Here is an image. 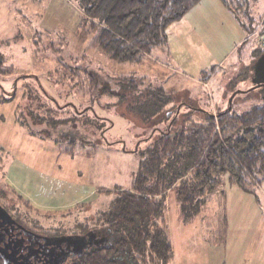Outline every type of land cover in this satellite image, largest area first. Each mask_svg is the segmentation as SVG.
I'll use <instances>...</instances> for the list:
<instances>
[{
  "label": "rangeland",
  "instance_id": "374dc122",
  "mask_svg": "<svg viewBox=\"0 0 264 264\" xmlns=\"http://www.w3.org/2000/svg\"><path fill=\"white\" fill-rule=\"evenodd\" d=\"M239 1L243 4L241 14L246 15L251 12L256 17L264 15V0ZM236 2L237 0L235 4ZM216 8L226 10L228 13L224 18L223 14L218 12L217 14L209 12V17L204 15L196 17L193 13V25L187 23L186 29L185 26L179 25L177 31L170 30L168 34L170 44L168 41L163 51L155 50L154 54L162 61H169L172 68L159 66L160 69L153 71L148 69V62L120 63L104 52L98 44L96 32L90 27V22L77 0H0V59L4 60L6 67L12 66L16 69V74L11 78L13 81H0L5 85V88L0 86V201L9 206L11 211L16 213L15 216L18 212L23 216L26 213L27 217L35 219L39 224L42 223V229L45 231L71 234L80 231L81 223H86L99 211L106 209L113 197V193L101 194L100 201L96 202V196L92 195L84 205H74L73 208L57 211L36 209L25 200L26 197L30 200L34 199L35 190L42 188L44 177L47 175L45 173L51 170L38 160V158L42 159L44 152V148L41 151L42 140L29 135V129L20 123L15 112L23 91L20 73L39 74L41 85L54 97L56 92L62 94L70 90L74 84L76 89L78 81L82 83V79L87 80L88 70L97 71L100 74V81H106L110 86L115 85L119 80L147 75L154 86L164 87L172 92L174 104L181 103L182 111L194 117L201 115L196 109H201L205 116L229 108L241 113L263 103L264 86L255 87L254 84L255 56L252 53L260 38L254 32L258 31L260 34L264 32L263 20L249 36L245 29L244 31L240 29V35L239 28L229 25V15L233 22L244 20L245 17H240L232 9L221 4ZM198 32H201L205 38V46L201 48L197 47L196 41L201 40L203 36L201 35V38ZM187 37H192L188 44L190 46H184L180 41ZM34 79L38 78L25 79V82L34 84L32 89L34 92L32 91L28 99L23 100L21 106L25 113L31 102L38 109L39 103L33 96V100L31 98V95L38 92L36 90L38 85ZM12 82H16V94L10 101H4V96L7 97L9 91H12ZM246 90L252 91L245 93ZM76 91L80 99L74 97L76 92H72L74 96L65 94L61 97L57 96V100L61 104L71 103L81 108L86 105L91 106L97 114L107 119L109 126L113 122L108 132V141L111 145L107 148H109L108 157L113 160L115 166L106 173L107 189L114 190L116 185L130 186L132 174L139 160L135 151L147 145L148 141L141 138L150 134L151 129H140V126L145 124L140 122L139 116L135 120L139 128L133 131L131 118L126 119L119 113L118 108L99 107L89 96L90 92L86 88ZM134 93L137 96V92ZM41 99L43 101L40 100V103L49 102L44 97ZM35 106L32 104L31 107ZM132 113L130 112L129 116L133 117ZM177 121L180 123L183 119L178 118ZM37 126L40 128L39 125L35 127ZM122 153L125 155L123 156ZM16 156L22 160L18 162L21 164L18 170H22V175L14 179L9 177L10 162L14 163L13 157ZM72 158L58 157V161L62 160V167L58 168V173L62 177L70 176L66 163L69 164ZM61 179L60 184L63 186L68 184L66 177ZM75 179L82 180L77 175ZM222 180L223 183L212 195L205 198L206 200L195 213L186 217L190 219L187 224L190 239L200 241L201 232L205 237H211L213 234L211 227H215L211 220L218 217L226 219L242 216L258 217L262 218L258 223L264 224V182L252 185L250 189H240L237 185L229 183L227 173L222 174ZM70 194L77 197L74 190ZM69 199L68 197L62 201ZM172 199L170 193L166 201V206L169 207L167 219L169 217L170 220L178 218L180 214L177 200L172 201ZM235 201L238 203L233 206ZM249 202L251 204L248 206ZM253 245L254 243L251 244L252 247ZM218 250L220 249L210 253L217 261L220 260V255L217 256ZM250 252L251 254L246 256L250 263L264 264V236L260 246L251 249ZM205 254H207L206 249H202L201 252L192 247V264H205L202 258ZM222 262L221 254V264Z\"/></svg>",
  "mask_w": 264,
  "mask_h": 264
},
{
  "label": "trees",
  "instance_id": "16d2710c",
  "mask_svg": "<svg viewBox=\"0 0 264 264\" xmlns=\"http://www.w3.org/2000/svg\"><path fill=\"white\" fill-rule=\"evenodd\" d=\"M77 1L104 52L120 63L141 64L155 50L167 46L169 27L202 0ZM219 1L245 17L238 23L248 36L262 20L264 24V15L241 14L243 4L239 0L236 4L235 0ZM252 53L254 64L264 50L255 46ZM8 67L0 59V81H13L16 69ZM88 72L87 80L78 81L76 89H88L89 96L101 108H118L126 119L131 118L133 131L139 128L135 120L140 116V122L145 124L140 129L151 132L141 138L148 141L147 145L135 151L139 160L130 186L104 190L107 195L113 193L106 209L80 224V232L94 230L105 235L107 243L91 248L70 264H169L173 249L166 227L168 191L175 189L182 214L187 217L223 183V173L228 174L229 183L243 189L264 181V102L241 113L229 108L205 116L201 109L195 108L201 114L195 118L182 111L181 103L174 104L172 92L154 86L147 75L119 80L110 86L100 81L97 71ZM19 76L23 91L15 112L20 123L33 134L64 144L74 154L111 145L108 132L113 122L109 126L107 119L91 106L81 108L57 100V96H74V92V97L80 99L76 84L62 94L56 92L54 97L41 85L39 74ZM34 76L39 88L35 86L38 92L31 98L39 103L38 109L31 102L25 113L21 109L23 100L34 92V84L25 79ZM11 85L12 91L9 97L4 96V101H10L16 94V82ZM41 97L49 102L40 103ZM178 118L183 121L179 123ZM0 264H3L1 257Z\"/></svg>",
  "mask_w": 264,
  "mask_h": 264
},
{
  "label": "crops",
  "instance_id": "0c3cea01",
  "mask_svg": "<svg viewBox=\"0 0 264 264\" xmlns=\"http://www.w3.org/2000/svg\"><path fill=\"white\" fill-rule=\"evenodd\" d=\"M202 0L195 7H193L180 21L173 23L169 29L170 30H178V26H185L187 23L190 25L194 24L192 21V14L194 13L196 17L198 16H206L209 17V12L213 14L222 13L223 18L226 16V10L217 9V5L221 4L219 0ZM219 3V4H218ZM214 5V7L212 6ZM222 5V4H221ZM216 6V7H215ZM229 15V14H228ZM264 18V17H263ZM232 19L229 15V25L239 28L243 30L238 21H231ZM176 27V28H175ZM185 26L184 29H186ZM236 29V28H235ZM241 30V31H242ZM244 31V30H243ZM201 37V32H198ZM203 36V35H202ZM202 38V37H201ZM240 38V37H239ZM192 37H187L185 39H181V43L184 46L188 45ZM205 38L199 41H196L197 47L201 48L205 46L204 42ZM243 40V39H242ZM168 41L169 35H168ZM241 41V40H240ZM171 47V46H170ZM163 51L164 49H157ZM148 62V69L157 71L159 66L172 68L169 61H162L160 58L156 57L154 52L152 55L148 56L144 62ZM147 68V67H146ZM5 88V85H0ZM7 91V90H6ZM8 92V91H7ZM10 92V91H9ZM20 124V123H19ZM30 136L38 137L42 140L41 143V151L44 148L42 159L38 158V160L42 161L41 164H44L51 171L49 173H45V182L42 185V188L35 190L34 199L30 200L26 197V201L36 209L44 210H61V209H70L73 208L74 205L86 204V202L91 198L92 195L96 196L95 201H100L101 194L107 195L103 193L104 190L107 189L108 185L106 183V173L108 170H112L114 168V163L111 158L108 157V149L107 147H99L94 150L89 151H77V153H73L71 151L66 150L64 144L55 143L50 138H47L42 135L33 134L30 131ZM48 148V150H47ZM63 149V150H62ZM124 156L125 154L122 153ZM63 157L66 159L68 157H73L71 162L67 164L66 167L70 171L69 175L63 176L59 175L58 168L62 167V163L58 161V157ZM76 156V157H75ZM14 163H11V175L10 178H17L22 175L21 171L18 170V167L21 166L18 162H22V160L16 156L13 157ZM16 162V163H15ZM137 168V167H135ZM135 171V170H134ZM30 177L31 173L28 171ZM81 177L82 180H76L75 176ZM67 181V189L65 187L67 185H62L61 178H65ZM264 182V181H263ZM262 182V183H263ZM235 185V184H234ZM118 187H122L120 185H116ZM115 186V187H116ZM238 186V185H237ZM129 187V186H128ZM122 187V188H128ZM239 187V186H238ZM241 189V187H239ZM76 193L77 197H73L72 193ZM109 190V189H107ZM70 192V193H69ZM26 195V193L21 192ZM172 193L173 199L172 201L177 200L178 206L180 209L179 217L170 220L169 217L166 221L167 234L170 241V244L173 249V258L170 261V264H192L191 262V249L192 247L197 248L199 251L202 249H206V253L202 258L205 260V264H221V254L223 262L222 264H252L246 259L248 254H251L250 250L255 249L260 246L263 236H264V224H260L262 218L251 217V216H242V217H234L232 219H226L225 217H218L216 219L211 220V223L215 225V227H211V231L213 232L211 237H205L202 234V239L200 241H194L190 239L191 235L188 234L189 230L187 229V224L190 219L186 218L181 211L180 203L176 196L175 189L168 191L167 196ZM69 194L71 196H69ZM21 196V195H20ZM22 197V196H21ZM70 198L68 201H62L65 198ZM238 202H233V206ZM251 203H248V206ZM169 209V207H167ZM167 209V212H168ZM209 224V222H207ZM254 243L253 247L251 244ZM215 249L218 250V254L220 255V260H214L212 258L211 252L214 253ZM254 260V259H252ZM253 262V261H252Z\"/></svg>",
  "mask_w": 264,
  "mask_h": 264
},
{
  "label": "flooded vegetation",
  "instance_id": "af4514ba",
  "mask_svg": "<svg viewBox=\"0 0 264 264\" xmlns=\"http://www.w3.org/2000/svg\"><path fill=\"white\" fill-rule=\"evenodd\" d=\"M0 201V257L3 264H70L91 248L107 243V238L94 230L56 234L43 230L35 219L15 216ZM18 216V217H17Z\"/></svg>",
  "mask_w": 264,
  "mask_h": 264
},
{
  "label": "water",
  "instance_id": "95a60500",
  "mask_svg": "<svg viewBox=\"0 0 264 264\" xmlns=\"http://www.w3.org/2000/svg\"><path fill=\"white\" fill-rule=\"evenodd\" d=\"M253 79L257 84L264 85V53L260 55L254 63Z\"/></svg>",
  "mask_w": 264,
  "mask_h": 264
},
{
  "label": "built area",
  "instance_id": "2783aa9c",
  "mask_svg": "<svg viewBox=\"0 0 264 264\" xmlns=\"http://www.w3.org/2000/svg\"><path fill=\"white\" fill-rule=\"evenodd\" d=\"M254 34H257L260 36V38L257 40V47L264 50V32L260 34L258 33V31H255Z\"/></svg>",
  "mask_w": 264,
  "mask_h": 264
}]
</instances>
